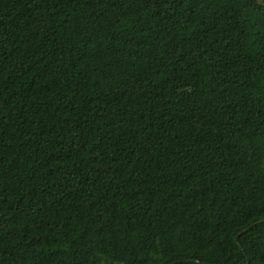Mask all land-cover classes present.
<instances>
[{"label": "trees", "instance_id": "16d2710c", "mask_svg": "<svg viewBox=\"0 0 264 264\" xmlns=\"http://www.w3.org/2000/svg\"><path fill=\"white\" fill-rule=\"evenodd\" d=\"M114 2L0 0V264H264V0Z\"/></svg>", "mask_w": 264, "mask_h": 264}, {"label": "snow or ice", "instance_id": "6c2138e0", "mask_svg": "<svg viewBox=\"0 0 264 264\" xmlns=\"http://www.w3.org/2000/svg\"><path fill=\"white\" fill-rule=\"evenodd\" d=\"M85 2H87V0H85ZM112 6L113 7H115V2H114V0H113V3H112ZM120 91V89H117V92H119ZM116 93H113V95H115ZM189 95H190V93H189ZM155 145H150V146H148V147H145V151H148L149 150V147H154ZM261 250L262 251H264V242H262L261 243Z\"/></svg>", "mask_w": 264, "mask_h": 264}]
</instances>
